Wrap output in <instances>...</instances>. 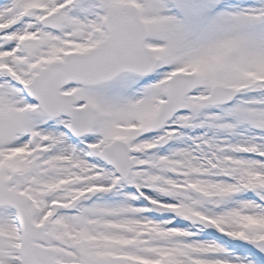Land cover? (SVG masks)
Here are the masks:
<instances>
[{
  "label": "snow or ice",
  "instance_id": "1",
  "mask_svg": "<svg viewBox=\"0 0 264 264\" xmlns=\"http://www.w3.org/2000/svg\"><path fill=\"white\" fill-rule=\"evenodd\" d=\"M0 264H264V0H0Z\"/></svg>",
  "mask_w": 264,
  "mask_h": 264
}]
</instances>
